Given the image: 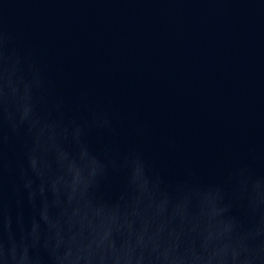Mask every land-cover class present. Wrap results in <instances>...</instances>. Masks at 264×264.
<instances>
[{"label":"water","instance_id":"95a60500","mask_svg":"<svg viewBox=\"0 0 264 264\" xmlns=\"http://www.w3.org/2000/svg\"><path fill=\"white\" fill-rule=\"evenodd\" d=\"M0 264H264V21L0 0Z\"/></svg>","mask_w":264,"mask_h":264}]
</instances>
